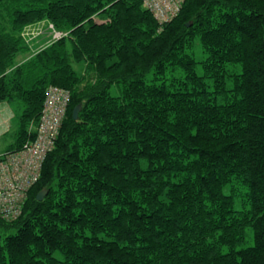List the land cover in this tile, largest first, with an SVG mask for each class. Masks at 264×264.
<instances>
[{
  "label": "trees",
  "instance_id": "trees-1",
  "mask_svg": "<svg viewBox=\"0 0 264 264\" xmlns=\"http://www.w3.org/2000/svg\"><path fill=\"white\" fill-rule=\"evenodd\" d=\"M143 3L0 0V104L20 109L0 158L68 94L0 264H264V0H183L162 24ZM43 21L64 35L17 63Z\"/></svg>",
  "mask_w": 264,
  "mask_h": 264
},
{
  "label": "built area",
  "instance_id": "built-area-1",
  "mask_svg": "<svg viewBox=\"0 0 264 264\" xmlns=\"http://www.w3.org/2000/svg\"><path fill=\"white\" fill-rule=\"evenodd\" d=\"M159 23L176 17L183 0H143ZM56 39L62 33L56 32ZM68 94L58 88L48 91L33 143L21 151L0 158V218L17 219L28 190L38 180L42 163L54 145V137L64 119Z\"/></svg>",
  "mask_w": 264,
  "mask_h": 264
},
{
  "label": "rangeland",
  "instance_id": "rangeland-1",
  "mask_svg": "<svg viewBox=\"0 0 264 264\" xmlns=\"http://www.w3.org/2000/svg\"><path fill=\"white\" fill-rule=\"evenodd\" d=\"M53 30H54L53 26L49 25L46 21L37 23L32 26H28L27 28H25L23 36L25 38L26 44L29 46V52H27L26 54H19L16 58V62L21 63V61L27 60L29 57H31V55L35 54L38 50L47 46L54 39H56L55 33L53 32ZM193 52H194V58L196 61L199 62L204 59V54L202 53V50L200 49L198 45L195 46ZM74 68L75 70L80 71V69L82 68V65L74 64ZM197 72L200 75L202 74V68L200 64L197 65ZM179 74H181L180 71L175 72L176 76H178ZM166 77L170 78V75H167ZM151 78H152V73L147 76V80L149 81ZM110 94L112 96H119L120 95L119 87L117 85L111 86ZM218 102L220 103L221 99H219ZM0 107L3 108L4 114H6L5 115V119H7L6 128H7V131H9V134L7 137H5L4 139H0V153H1L5 149V147L13 141L14 135L12 136V134H14V132L17 129V124H18L17 116L20 113V109H17L14 106H6L5 104L0 105ZM230 189L231 188L229 185L225 186L223 188L224 194H230L231 193ZM243 193H244V189H241L239 187L238 191H236V196L234 198V209L235 210H244V209L249 208L247 203L244 202ZM252 244H253L252 229L248 227L246 229V241L244 244L238 246L237 249H242Z\"/></svg>",
  "mask_w": 264,
  "mask_h": 264
},
{
  "label": "crops",
  "instance_id": "crops-1",
  "mask_svg": "<svg viewBox=\"0 0 264 264\" xmlns=\"http://www.w3.org/2000/svg\"><path fill=\"white\" fill-rule=\"evenodd\" d=\"M23 62V61H21ZM5 103H1L0 105H4ZM6 106H9L7 104H5ZM5 115L4 114V111H3V108L0 107V137L3 133H5L7 131V128H6V121L7 119H5Z\"/></svg>",
  "mask_w": 264,
  "mask_h": 264
},
{
  "label": "water",
  "instance_id": "water-1",
  "mask_svg": "<svg viewBox=\"0 0 264 264\" xmlns=\"http://www.w3.org/2000/svg\"><path fill=\"white\" fill-rule=\"evenodd\" d=\"M189 25H190V23L187 24V26H189ZM80 108H81L80 105H78V106H76V107L73 109V112H72V117H73V119H75V120L78 119V113H79V111H80ZM45 194H46L45 191H41V192H39L38 195H37V200H42Z\"/></svg>",
  "mask_w": 264,
  "mask_h": 264
},
{
  "label": "bare ground",
  "instance_id": "bare-ground-1",
  "mask_svg": "<svg viewBox=\"0 0 264 264\" xmlns=\"http://www.w3.org/2000/svg\"><path fill=\"white\" fill-rule=\"evenodd\" d=\"M144 4V3H143ZM147 9V8H146ZM191 24V23H190ZM188 27V26H187ZM28 145V144H27ZM4 157V156H3Z\"/></svg>",
  "mask_w": 264,
  "mask_h": 264
}]
</instances>
